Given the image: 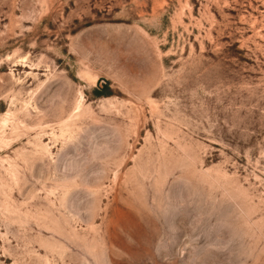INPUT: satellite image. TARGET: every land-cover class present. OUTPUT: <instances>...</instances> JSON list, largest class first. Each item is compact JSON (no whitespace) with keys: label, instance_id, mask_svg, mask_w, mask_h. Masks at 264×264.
Wrapping results in <instances>:
<instances>
[{"label":"rangeland","instance_id":"374dc122","mask_svg":"<svg viewBox=\"0 0 264 264\" xmlns=\"http://www.w3.org/2000/svg\"><path fill=\"white\" fill-rule=\"evenodd\" d=\"M0 264H264V0H0Z\"/></svg>","mask_w":264,"mask_h":264}]
</instances>
